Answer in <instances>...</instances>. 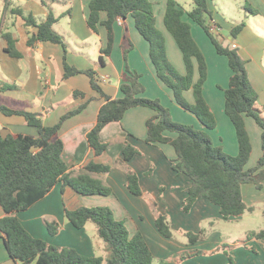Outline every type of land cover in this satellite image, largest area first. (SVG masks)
Here are the masks:
<instances>
[{"label":"crops","instance_id":"0c3cea01","mask_svg":"<svg viewBox=\"0 0 264 264\" xmlns=\"http://www.w3.org/2000/svg\"><path fill=\"white\" fill-rule=\"evenodd\" d=\"M91 1L0 0V105L38 114L44 126L53 127L65 114L86 104L82 112L62 124L59 137L64 143L63 159L72 176H77L90 164L111 168L107 174H93L94 178L112 189L111 195L84 196L59 183L46 198L19 213V220L34 238L59 248L75 249L83 256L102 257L98 251L101 241L98 240L97 226L93 223L95 228L91 227L90 222L83 229H77L66 218V211L81 207H109L116 219L126 223L130 233L140 232L143 235L154 255V262L170 264L187 251L209 252L230 245L233 246L231 253L236 264H264V238L244 241L250 233L264 230V182L261 189L254 184L243 186L244 201L250 210L240 218L223 219L219 207L207 199L198 200L191 211L185 213L183 205L191 179L173 170L172 162L177 158L174 147L167 143L152 145L146 141V123L155 112L146 107L133 108L126 112L122 121L107 125L100 133V140L107 148L101 156H97L87 137L97 124L98 113L106 103L105 99L92 88L88 75L82 73L65 78L66 59L69 66L80 71L93 70L104 93L112 99H121L122 75L126 67L123 46L130 40L133 50L128 56V65L142 76L141 82L145 87L143 96L160 100L171 111L174 121L206 132L215 147L227 155L237 156L239 145L236 130L225 111L224 90L229 87L233 74L228 58L218 54L205 30L188 17L187 13L193 7L184 8L178 2L185 11L183 20L190 24L193 37L208 65L204 96L217 120V127L209 130L195 115L177 103L174 92L158 78L150 58V45L137 30L131 16L114 25L112 55L105 59V66H101L99 60L101 50L107 46V30L100 26L99 33H94L89 28ZM152 2L157 28L166 38L169 59L184 74L183 54L164 24L168 0ZM246 7L255 13L248 12ZM208 8L211 12L210 30L225 47L239 51L250 82L258 94L257 106L264 117V0H210ZM14 9L21 10L25 17L33 16L39 23L52 14L58 19L54 29L64 39L66 49L61 44L48 42L29 46L28 41L36 30L26 26L24 19L12 12ZM106 18V13H103L102 19ZM241 24V31L233 38L232 30ZM6 33L13 34L21 58L11 57L6 51L7 43L3 39ZM198 77L196 68V81ZM3 86L9 88L2 90ZM77 91L85 96L75 98ZM185 96L188 102H195L193 91L186 92ZM246 126L253 146L246 167L251 169L263 155L262 128L249 117L246 118ZM0 132L4 137L38 135L37 129L30 126L23 116H5L1 113ZM166 135L177 137L172 133ZM126 144L139 152L128 162L124 161ZM130 171L139 178L141 196L132 194L128 188ZM159 215L167 217L172 230L171 238H166L158 230L156 220ZM4 216L5 212L0 206V220ZM47 222L58 225L57 235L49 233ZM188 233H201V238L193 244ZM246 246L254 247L255 252ZM181 258L179 264H229L224 252L191 259H185L182 255ZM0 264H21L10 257L1 233Z\"/></svg>","mask_w":264,"mask_h":264},{"label":"trees","instance_id":"16d2710c","mask_svg":"<svg viewBox=\"0 0 264 264\" xmlns=\"http://www.w3.org/2000/svg\"><path fill=\"white\" fill-rule=\"evenodd\" d=\"M210 0H193V8L188 17L200 25L212 40L218 54L229 60L232 76L225 93V111L232 121L238 139L239 152L230 156L222 149L215 147L206 132L174 121L171 111L164 107L158 99L143 96L145 87L141 75L132 71L128 65V56L133 50L129 42L123 46V57L126 63L122 75L121 99L108 97L98 84L93 70L80 71L67 64L65 59V78L78 74H86L91 78L92 88L105 99L101 107L97 124L88 134V143L97 156H101L107 145L100 140L101 131L109 124L120 122L126 112L137 107L150 108L155 115L147 123V143L152 145L171 144L177 154L172 168L177 174H184L191 179L187 190L183 209L189 213L200 199H207L220 209L223 219H237L248 209L243 196L244 185L254 184L261 189L264 182V117L257 106L258 94L253 88L246 64L236 48L225 47L220 38L209 27L211 12L208 8ZM246 10L255 13L249 7ZM21 16L26 26L33 27L36 32L28 41L29 46L37 42L61 44L66 49L64 39L54 25L58 22L52 14L47 20L39 23L33 16L25 17L19 9L12 11ZM106 13L107 18L102 19ZM184 9L177 0H168L164 17L166 29L172 34L184 58L186 73L182 74L169 59L166 38L156 25L153 4L149 0H92L88 26L94 33H99L100 26L107 30V46L101 50L100 64L105 66V59L112 55L114 47V25L131 16L139 33L150 45V58L156 69L158 78L174 92L177 103L187 112L195 115L209 130L217 127V120L211 111L205 96L204 86L208 79V65L205 56L195 41L190 24L183 20ZM243 25L232 30L236 38ZM7 43L6 51L11 57L21 58L17 42L11 33L3 35ZM196 68L199 77L195 80ZM9 87H2L5 90ZM193 91L195 102L186 99V92ZM85 96L75 92L79 99ZM86 104L65 114L53 127L44 126L38 114L11 109L0 105V113L5 116L20 115L27 123L36 128V137L28 135H8L0 132V206L5 216L0 220V233L4 239L10 257L21 264H154V255L140 232L130 233L126 223L116 219L114 211L109 207H81L74 211H66V218L77 229H83L88 223L98 228L100 238L110 252L107 260L102 257H87L72 248H59L46 241L34 238L18 218V214L29 210L36 203L46 198L56 185L71 187L84 196H109L112 189L93 174H107L108 166L90 164L80 174L72 176L63 159L64 143L59 137L62 124L69 118L79 114ZM253 118L262 128L263 155L254 168L247 169L253 152V146L246 126V118ZM166 133L176 134L171 138ZM139 152L130 144L124 149V161L132 160ZM128 188L136 196L142 195L139 178L128 172ZM156 225L166 238L172 237V230L167 217L159 215ZM52 236L58 234L59 227L47 222ZM190 242L194 243L199 235L188 233ZM264 230L250 233L248 239H263ZM165 264V263H163ZM168 264V263H167Z\"/></svg>","mask_w":264,"mask_h":264},{"label":"rangeland","instance_id":"374dc122","mask_svg":"<svg viewBox=\"0 0 264 264\" xmlns=\"http://www.w3.org/2000/svg\"><path fill=\"white\" fill-rule=\"evenodd\" d=\"M149 1L153 4L152 0H149ZM177 2H179L182 5V7H184V8H186L187 6L188 7H191V6L193 7V0H177ZM90 225H91V227L95 228V225L93 223H91ZM194 234L199 235V239L201 238V233H194ZM247 239L248 238H246L244 241L246 242ZM98 240L101 241V242H99L101 244H99V247H98L99 254H100V256H102V258H104V260H107L109 258V256H110V252H109V250L107 248V245L105 244V242L101 238H98ZM247 248H249V249H251L252 251L255 252V248L254 247H247ZM232 250H233V246L223 245L221 247L212 249L209 252L201 251V250L187 251V252L181 254L179 258L172 260V263H170V264H175V263L179 264V263H181L182 262V258H181L182 255L185 256V259H191V258L198 257V256H207L208 257V256H211V255H215V254H217L219 252L226 253V255L229 258V264H236L235 258L233 256V254L231 253ZM154 264H160V263H159V261L156 260L154 262Z\"/></svg>","mask_w":264,"mask_h":264}]
</instances>
